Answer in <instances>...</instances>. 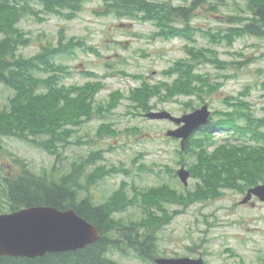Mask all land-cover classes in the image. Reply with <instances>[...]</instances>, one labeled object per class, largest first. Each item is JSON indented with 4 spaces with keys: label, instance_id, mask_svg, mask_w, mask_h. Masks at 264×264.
Instances as JSON below:
<instances>
[{
    "label": "trees",
    "instance_id": "16d2710c",
    "mask_svg": "<svg viewBox=\"0 0 264 264\" xmlns=\"http://www.w3.org/2000/svg\"><path fill=\"white\" fill-rule=\"evenodd\" d=\"M102 7L96 14H113L118 19L152 22L159 32L155 35L170 39L183 37L194 42L198 31L190 23L197 10L207 5L216 11L226 0H182L183 5H174L171 0H102ZM245 16H228L227 22L237 26L225 31L206 35L210 40L230 45L234 39L243 36L264 38V0H245ZM85 0H0V84L12 91L6 107L0 106V159L7 157L15 171L7 173L0 167V214L13 213L24 208L47 206L60 211L73 210L79 217L99 229V239L83 249L64 253H47L41 257L24 258L0 256V264H115L109 252H135L140 258L157 254L156 231L169 223L171 216L153 219L163 201L181 206L174 214L183 213L191 204L221 197L222 190L238 191L240 194L258 184H264V117L257 118L250 113L244 101L235 99L232 110L214 112L209 123L192 134L185 142L182 156L189 160L191 177L197 180L195 190L187 194H175L168 190L163 194L153 188L140 194L139 198H129L122 183L108 198L96 203L90 187L105 175L117 173V166H98L88 172L89 165L102 160V151L94 152L70 164L62 171L53 166L49 171L34 173L26 162L6 149L5 139H16L39 148L56 158L59 145L68 144L73 130L68 125L79 126L81 118H106V114L116 108L123 95L111 94L108 101L93 107L94 95L103 88L101 82L66 87L61 79L69 76V71L57 59L72 56L83 43L65 41L59 32L57 44L48 43L29 58L18 54L21 47L31 43L29 37L18 28L20 20L27 16H37L38 11L55 14L72 20L83 10ZM36 5L41 6L37 8ZM154 38V35L151 36ZM88 51H96L88 47ZM187 50L188 58L175 61L163 74L172 78V84L161 82L151 86L144 84L128 99L136 102L143 111L154 109L151 100L168 101L178 94L196 95L204 102L203 93L210 94L216 88L211 86L204 74L195 73L196 66L211 64L224 69L228 62L219 59L217 52L210 48L197 51ZM197 86H193L192 83ZM217 86H221L217 84ZM204 87H208L205 92ZM231 97V96H229ZM227 99L224 101L228 105ZM190 102L183 113L196 107ZM83 120V121H84ZM229 132L238 141H225L210 149L214 133ZM98 135L114 136L115 131L108 124L98 127ZM246 140L253 146L245 147ZM176 176V175H174ZM156 189V190H155ZM139 205L145 217L140 221H123L117 214L128 207ZM146 212V213H145ZM147 214V215H146ZM162 219V220H161ZM156 256V255H155Z\"/></svg>",
    "mask_w": 264,
    "mask_h": 264
},
{
    "label": "rangeland",
    "instance_id": "374dc122",
    "mask_svg": "<svg viewBox=\"0 0 264 264\" xmlns=\"http://www.w3.org/2000/svg\"><path fill=\"white\" fill-rule=\"evenodd\" d=\"M166 1V0H150ZM174 5L186 4L182 0H171ZM102 0H85L83 10L72 20L63 19L55 14L38 11L37 16H27L20 20L18 28L30 39L31 43L18 50V54L29 58L36 54L41 46L57 44L59 32H63L65 41L75 40L83 43L76 48L72 56L57 59L72 71L61 79L66 87L85 85L88 82H101L103 88L93 98V107L108 101L111 94L123 95L112 112L106 118L94 117L81 120L79 126L68 125L73 130L68 144L59 145V157L49 154L32 145L16 139H5L6 149L28 165L34 173L49 171L53 166L62 171L70 164L102 151V160L89 165L90 172L98 166H117L121 171L105 175L90 187V193L96 203L108 198L122 183L129 198H139L140 194L153 188L163 194H187L194 191L197 180L190 177L184 186L175 175L180 167L188 168L189 160L180 154L178 140L166 136L174 125L164 120H151L145 117L149 112L165 111L180 116L190 102L194 107L206 104L211 111H230L235 99L246 102L250 113L264 117V38L243 36L228 45L216 39L210 40L205 32L225 31L237 26L227 22L228 16H245V0H226L216 11L205 5L197 10L191 20L198 31L194 42L183 37L168 40L157 35L159 28L152 22L118 19L115 15H98ZM37 8L41 6L36 5ZM154 35V38L151 36ZM96 51H88V47ZM200 48L215 50L219 59L228 62L226 68L217 69L211 64L196 66L195 73L204 74L216 90L203 93L204 102L197 96L178 94L168 101L151 100L152 110L143 111L140 106L128 99L144 84L151 86L161 82L172 84V78L163 74L175 61L188 58L187 50ZM220 84L221 86H217ZM193 86H197L194 82ZM208 92V87H204ZM12 91L0 84V106L6 107ZM231 96V97H229ZM228 100V105L224 103ZM84 120V121H83ZM108 124L115 131L114 136L98 135V127ZM236 143L229 132L214 133L210 149L225 141ZM0 167L7 173L15 171L7 157L0 159ZM155 189V190H156ZM243 194L224 189L215 200L198 201L183 213L174 202L163 201L160 210L153 209V219L171 216L169 223L156 231L157 256L190 257L204 256L208 264H264V204L254 207L241 206ZM146 213V212H145ZM147 215V214H146ZM123 221H140L145 217L139 205L128 207L117 214ZM162 220V219H161ZM108 256L115 264H150L143 262L133 252L123 254L109 252Z\"/></svg>",
    "mask_w": 264,
    "mask_h": 264
},
{
    "label": "water",
    "instance_id": "95a60500",
    "mask_svg": "<svg viewBox=\"0 0 264 264\" xmlns=\"http://www.w3.org/2000/svg\"><path fill=\"white\" fill-rule=\"evenodd\" d=\"M151 120H168L178 127L166 136L180 139L181 144L200 127L209 122L207 105L181 117L165 111L149 112ZM176 175L186 186L190 173L181 167ZM264 202V184L248 189L239 202L247 204L251 197ZM99 229L79 217L73 210L60 211L47 206L24 208L13 213L0 214V256L35 258L47 253H64L83 249L99 239ZM155 264H204L202 258H157Z\"/></svg>",
    "mask_w": 264,
    "mask_h": 264
},
{
    "label": "flooded vegetation",
    "instance_id": "af4514ba",
    "mask_svg": "<svg viewBox=\"0 0 264 264\" xmlns=\"http://www.w3.org/2000/svg\"><path fill=\"white\" fill-rule=\"evenodd\" d=\"M178 143H179V147H181V141L178 140ZM245 147H247L248 149H253V148H257L258 146H253L254 142L252 140H246L245 142ZM252 188V187H250ZM248 188V189H250ZM248 189L245 191V193L243 194V197L245 196L246 192L248 191ZM256 204H264L263 202H260L256 197L252 196L251 200L246 204V205H243V206H250V207H254L256 206ZM155 251H157V248L155 247ZM124 254V253H123ZM126 254V253H125ZM135 256L136 253L134 252ZM156 254H153V256H147L148 258H140L139 256H137L140 260H142L143 262H149L150 264H154V260L155 258H157L155 256ZM159 257H162V256H159ZM198 257H202L204 259V256L202 254H199L196 258ZM163 258H178V257H163ZM204 264H208L205 259H204Z\"/></svg>",
    "mask_w": 264,
    "mask_h": 264
}]
</instances>
